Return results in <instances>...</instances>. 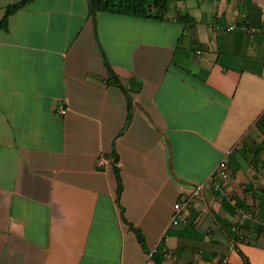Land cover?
Returning a JSON list of instances; mask_svg holds the SVG:
<instances>
[{
	"label": "crops",
	"instance_id": "crops-1",
	"mask_svg": "<svg viewBox=\"0 0 264 264\" xmlns=\"http://www.w3.org/2000/svg\"><path fill=\"white\" fill-rule=\"evenodd\" d=\"M151 251L264 264V0H174L165 19L30 0L0 28V264Z\"/></svg>",
	"mask_w": 264,
	"mask_h": 264
},
{
	"label": "trees",
	"instance_id": "trees-1",
	"mask_svg": "<svg viewBox=\"0 0 264 264\" xmlns=\"http://www.w3.org/2000/svg\"><path fill=\"white\" fill-rule=\"evenodd\" d=\"M30 0H21L16 3L10 4L7 6L4 17L0 20V28L8 27V18L9 16L26 5ZM174 0H90V8L93 13L98 11H112L126 15H132L137 17L145 18H156V19H165L167 17L170 3ZM186 16V15H185ZM111 79L113 83L120 86L122 89H125L123 82L119 76L112 70ZM131 111H129L127 126L131 121ZM118 157H114L113 162L116 164ZM115 173L118 181V194L120 195L122 191V183L120 171L117 165H115ZM135 231L138 234V237L142 244L145 246V240L142 232L135 228ZM154 264H162L163 256L157 252H153Z\"/></svg>",
	"mask_w": 264,
	"mask_h": 264
},
{
	"label": "built area",
	"instance_id": "built-area-1",
	"mask_svg": "<svg viewBox=\"0 0 264 264\" xmlns=\"http://www.w3.org/2000/svg\"><path fill=\"white\" fill-rule=\"evenodd\" d=\"M57 112L58 113H61V114H65L67 112V108L64 107V106H60V107L57 108ZM107 162H108V159L106 157H104V156H101L98 159V165L99 166H102L103 167V166H105L107 164ZM225 164L226 163H225V160H224L222 162V164L220 165V168L218 170L219 175L223 179H225V178L228 177V173H227V169H226V165ZM210 183H212L220 191V193H221L222 196H224V197H230V193L228 192V190L226 188H224L222 185H220V183L216 180V178L213 175L210 176ZM202 188H203V183L198 184L197 187H196L197 190H201ZM189 204H190L189 203V200H186V201L180 200V201H177L175 203V210H176V212H175L174 218H173L174 223H178L179 222V220L181 218L182 212L184 210H186V207ZM246 214H247L246 212H243L241 214V216H240V220L241 221L243 220V218L245 217ZM233 228L236 229L237 228V225H234ZM153 252L154 251H151L149 253V256H148V259H147L146 264H154V260H153V257H152L153 256Z\"/></svg>",
	"mask_w": 264,
	"mask_h": 264
}]
</instances>
